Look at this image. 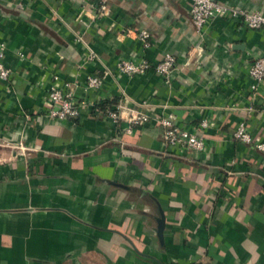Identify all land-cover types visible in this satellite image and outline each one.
<instances>
[{
    "label": "crops",
    "instance_id": "crops-1",
    "mask_svg": "<svg viewBox=\"0 0 264 264\" xmlns=\"http://www.w3.org/2000/svg\"><path fill=\"white\" fill-rule=\"evenodd\" d=\"M99 1L0 0L12 69L0 83V264H264V80L253 91L247 70L264 29L222 16L198 32L185 0H102L103 15ZM216 1L264 14V0ZM165 54L168 80L115 67ZM54 75L77 99L119 105V122L88 105L49 118ZM95 75L101 87L85 93ZM137 113L149 119L127 133ZM161 118L205 150L168 148ZM240 122L251 142L233 138Z\"/></svg>",
    "mask_w": 264,
    "mask_h": 264
},
{
    "label": "built area",
    "instance_id": "built-area-1",
    "mask_svg": "<svg viewBox=\"0 0 264 264\" xmlns=\"http://www.w3.org/2000/svg\"><path fill=\"white\" fill-rule=\"evenodd\" d=\"M73 1V0H68ZM85 2L86 0H77ZM189 4V16L191 23L196 31H201L202 28L211 20L216 17L228 16L230 18H237L248 29H264V14L258 11H248L240 8H236L216 0H185ZM100 15L105 14L108 9L106 4L100 0L98 5ZM85 24V23H84ZM149 33L146 30H141L138 33V38L143 42L145 47L150 45ZM5 43L0 42V83H7L12 75V69L8 67L5 62ZM90 56V59H93ZM174 56L171 54H165L156 63H151L145 58L138 60L132 59H119L116 62V70L119 73L126 75H141L150 69L155 70L161 74L165 80H168L172 66L174 64ZM248 74L252 79L251 89L256 91L258 86L264 80V56L254 59L248 65ZM102 85V78L99 76H88L82 88L85 93L88 91H96ZM102 101H96L91 103L86 96L81 99H77L72 88V84L68 81L60 82L58 77L54 75L51 79L48 89L46 104L48 110L46 115L49 118L64 120V119H76L80 115L81 106L88 105L91 107V111L94 114H102L105 117L112 118L113 121L119 122L118 110L119 105H107L104 109L100 108L103 104ZM149 117L143 113L131 114L127 121L129 127L126 128V132L130 133L132 127L136 125H142L147 122ZM158 122L164 127L163 129V142L168 148H174L179 150H194L204 151L205 141L201 134L193 132L186 127L179 126L171 122L167 118H161ZM209 126L208 120H202L200 122V128H207ZM234 139L251 142L252 137L247 130L245 122H240L232 133ZM260 151H264V143H258L255 145ZM20 148L24 150V147Z\"/></svg>",
    "mask_w": 264,
    "mask_h": 264
},
{
    "label": "water",
    "instance_id": "water-1",
    "mask_svg": "<svg viewBox=\"0 0 264 264\" xmlns=\"http://www.w3.org/2000/svg\"><path fill=\"white\" fill-rule=\"evenodd\" d=\"M156 221H157L156 234L160 243H163V230L165 226V217L160 208H159V217H157Z\"/></svg>",
    "mask_w": 264,
    "mask_h": 264
},
{
    "label": "trees",
    "instance_id": "trees-1",
    "mask_svg": "<svg viewBox=\"0 0 264 264\" xmlns=\"http://www.w3.org/2000/svg\"><path fill=\"white\" fill-rule=\"evenodd\" d=\"M108 104H109V102H104L103 104L100 105V108L104 109Z\"/></svg>",
    "mask_w": 264,
    "mask_h": 264
}]
</instances>
